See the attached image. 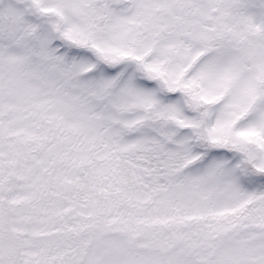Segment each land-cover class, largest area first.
<instances>
[{
  "label": "snow or ice",
  "instance_id": "obj_1",
  "mask_svg": "<svg viewBox=\"0 0 264 264\" xmlns=\"http://www.w3.org/2000/svg\"><path fill=\"white\" fill-rule=\"evenodd\" d=\"M0 264H264V0H0Z\"/></svg>",
  "mask_w": 264,
  "mask_h": 264
}]
</instances>
